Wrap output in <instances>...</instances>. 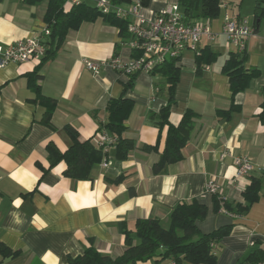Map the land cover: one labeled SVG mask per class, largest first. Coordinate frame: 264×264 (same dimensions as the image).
Wrapping results in <instances>:
<instances>
[{
  "label": "crops",
  "instance_id": "0c3cea01",
  "mask_svg": "<svg viewBox=\"0 0 264 264\" xmlns=\"http://www.w3.org/2000/svg\"><path fill=\"white\" fill-rule=\"evenodd\" d=\"M63 1L66 4L68 0ZM147 1L140 9L147 20L168 6L180 5V0ZM223 1L218 18L191 20L210 21L218 36L212 43L204 41L200 52L209 47L217 60L204 66L199 75L195 53H185L176 63L181 75L170 122L178 125L187 110L196 118L183 150L184 159L166 166L158 175L153 173V166L165 149L167 128L160 133L151 115L166 105L168 84L163 76L145 72L138 74L134 88L125 95L135 102L125 123L124 137L135 142L127 160L116 159L111 147L109 165H96L84 181L65 177L64 162L45 173L38 166L49 168L48 143L54 142L60 151L70 147L72 142L63 130L66 125L79 132L82 142L94 139L108 120L107 103L120 98L129 82V76L108 66L95 74L85 64L88 60L100 63L114 55L123 60L133 56L119 29L102 17L70 31L55 58L39 72L43 95L57 101L54 130L41 123L45 108L33 102L35 94L28 82V75L40 62L9 64L0 69V243L20 251L2 264H68L69 257H78L90 247L114 259L125 251L124 225L135 232L138 220L151 218L169 228L176 206L194 200L209 211L206 220L197 224L202 233L232 226L230 235L214 247L217 264H243L256 246H264V184L260 200L243 216L216 212L213 196L206 192V185L215 181L219 198L243 203V192L251 179L264 173V126L259 120L264 101V22H259L244 51L245 67L256 69L260 75L234 98L241 110L230 119L221 118L217 112L230 109L233 103L229 78L222 69L229 53L236 52L222 35L223 21L246 18L254 25L256 6V0H228L238 7L236 13ZM48 3L0 0V46L40 37L48 27ZM130 3L120 5L128 7ZM158 139V153L142 150L144 145H156ZM224 151L230 155L221 160ZM234 157L248 158L253 171L236 178ZM138 264L176 263L150 260Z\"/></svg>",
  "mask_w": 264,
  "mask_h": 264
},
{
  "label": "trees",
  "instance_id": "16d2710c",
  "mask_svg": "<svg viewBox=\"0 0 264 264\" xmlns=\"http://www.w3.org/2000/svg\"><path fill=\"white\" fill-rule=\"evenodd\" d=\"M42 0H26L27 4H37ZM114 5L130 3L131 0H111ZM147 0H142V5H147ZM222 0H180L181 11L188 21L192 19H216L220 13ZM99 17L109 22L120 31L123 39L129 37L128 20L120 19L115 14H102L96 10L92 2L85 1L70 9L65 8L63 0H49L45 14V22L51 30L50 37L45 42L46 54L37 68L28 75L30 88L34 91L33 102L45 108L41 123L51 129H55L52 119L57 107V101L43 95L38 84L39 72L42 67L55 58L56 54L64 44L70 31H77L85 22H94ZM264 22V0H256L254 12V31L259 29V23ZM136 57V56H135ZM217 60L209 47L203 48L196 56V73L199 75L204 66L212 64ZM247 57L244 53L231 52L223 66L222 72L228 76L230 90L233 96V103L230 109L218 111L221 118L230 119L234 112L241 108L235 105L234 98L245 92L253 79L258 78L260 73L256 69L245 67ZM140 73L129 76V82L125 85L123 95L118 99H111L107 103L108 120L102 126V131L116 138L115 148L116 159L127 160L131 151L135 149V142L124 137L126 121L131 116L135 102L126 98L129 90L134 88L135 80ZM150 75H161L168 84V100L159 113L151 115L156 120L160 133L167 128L166 145L160 154L159 161L153 166V173L160 174L168 165L181 162L184 159L183 150L190 140L194 129L196 114L187 110L178 125L170 122V113L176 105V88L180 81L181 69L175 61H168L155 68ZM264 95V89L262 90ZM259 120L264 126V101L261 105ZM70 138L72 144L65 151H60L54 142L46 146L49 168L45 169L38 165L43 173L64 162L66 170L64 176L72 180H88L92 169L108 160L109 152L98 147L94 139L82 142L79 132L70 125L63 128ZM142 150L146 153L159 152V139L156 145H144ZM122 177L118 178L120 181ZM264 184V173L260 178H252L250 185L243 192V203H229L218 195H213L214 210L225 212L235 216L246 215L252 205L260 200V192ZM208 207L194 200L191 203H181L176 206L170 216V226L165 228L157 219H140L136 222V230L132 232L124 225L123 235L125 237V251L117 257L111 258L101 254L94 247L87 248L78 257L68 258V264H138L155 260L163 262L173 260L176 264L183 261L190 264H217L218 254L215 252V245L228 237L232 226H224L209 234H204L198 228V222H203L208 217ZM20 251H13L3 243H0V264L8 258H16ZM244 264L264 263V246L259 244L242 261Z\"/></svg>",
  "mask_w": 264,
  "mask_h": 264
},
{
  "label": "built area",
  "instance_id": "2783aa9c",
  "mask_svg": "<svg viewBox=\"0 0 264 264\" xmlns=\"http://www.w3.org/2000/svg\"><path fill=\"white\" fill-rule=\"evenodd\" d=\"M85 1L92 2L96 10L102 14H115L120 19L128 20L129 37L126 43L133 52L132 58L128 60L114 55L100 63L85 61L87 68L95 74L104 66L126 76L142 72L149 74L165 62L178 63L187 52L199 55L203 42L212 43L218 36L212 30L209 20L195 23L188 21L178 4L166 7L150 20L140 15L141 0H131L128 7L114 5L111 0H68L65 8L70 9ZM50 34L51 30L47 27L41 32L40 37L27 38L5 48L0 46V69L9 64L41 62L46 54L45 39H48ZM253 34L254 25L249 19L226 18L223 21L222 35L227 46L240 54L244 53L247 41ZM94 142L109 152L116 143V138L101 131L94 138ZM228 155H230L228 151H224L220 159L224 160ZM234 162L236 178L245 177L253 171V164L246 157H234ZM102 165L107 167L109 161L104 160ZM218 190L219 185L215 181H210L206 185V192L212 196L218 195Z\"/></svg>",
  "mask_w": 264,
  "mask_h": 264
},
{
  "label": "rangeland",
  "instance_id": "374dc122",
  "mask_svg": "<svg viewBox=\"0 0 264 264\" xmlns=\"http://www.w3.org/2000/svg\"><path fill=\"white\" fill-rule=\"evenodd\" d=\"M223 2H224L225 4L227 3L228 5H230V9H231V11L234 10V12H236V13L238 12L239 9H238V7H236V5H234L233 3H230L228 0H224ZM161 77H162V76L159 75V78H161ZM163 83H164V85H165V82H163Z\"/></svg>",
  "mask_w": 264,
  "mask_h": 264
},
{
  "label": "water",
  "instance_id": "95a60500",
  "mask_svg": "<svg viewBox=\"0 0 264 264\" xmlns=\"http://www.w3.org/2000/svg\"><path fill=\"white\" fill-rule=\"evenodd\" d=\"M260 21H257V23H259Z\"/></svg>",
  "mask_w": 264,
  "mask_h": 264
}]
</instances>
